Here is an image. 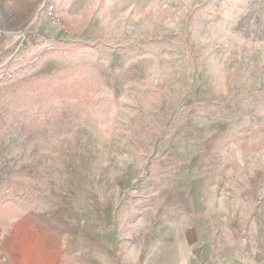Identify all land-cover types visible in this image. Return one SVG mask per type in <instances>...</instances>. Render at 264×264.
<instances>
[{
	"label": "rangeland",
	"instance_id": "1",
	"mask_svg": "<svg viewBox=\"0 0 264 264\" xmlns=\"http://www.w3.org/2000/svg\"><path fill=\"white\" fill-rule=\"evenodd\" d=\"M0 31V218L264 247V0H0Z\"/></svg>",
	"mask_w": 264,
	"mask_h": 264
},
{
	"label": "crops",
	"instance_id": "2",
	"mask_svg": "<svg viewBox=\"0 0 264 264\" xmlns=\"http://www.w3.org/2000/svg\"><path fill=\"white\" fill-rule=\"evenodd\" d=\"M14 35L0 31V40ZM112 210L116 207L86 220V236L76 239L40 236L32 226L22 230L20 222L0 218V264H264L261 244L247 255H233L212 237L207 222L190 229L179 218L176 224L136 223L128 237L118 239Z\"/></svg>",
	"mask_w": 264,
	"mask_h": 264
},
{
	"label": "trees",
	"instance_id": "3",
	"mask_svg": "<svg viewBox=\"0 0 264 264\" xmlns=\"http://www.w3.org/2000/svg\"><path fill=\"white\" fill-rule=\"evenodd\" d=\"M24 66L22 67L21 65L16 69V71H23L24 70Z\"/></svg>",
	"mask_w": 264,
	"mask_h": 264
}]
</instances>
